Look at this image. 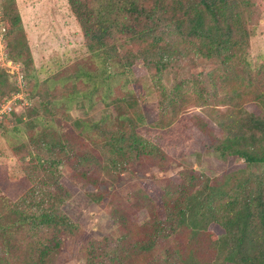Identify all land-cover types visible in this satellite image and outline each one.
Here are the masks:
<instances>
[{
	"label": "trees",
	"instance_id": "trees-1",
	"mask_svg": "<svg viewBox=\"0 0 264 264\" xmlns=\"http://www.w3.org/2000/svg\"><path fill=\"white\" fill-rule=\"evenodd\" d=\"M66 1L89 55L42 83L15 1L0 3L7 58L39 101L44 137L42 156L22 160L28 188L12 199L0 190V264H55L81 237L62 211L63 174L93 188L88 197L110 209L114 227L101 244L77 247L81 264H264V64L249 63L246 52L264 0ZM181 63L180 75L198 77L161 91L134 78L141 68L156 81ZM10 80L0 70V101L16 90ZM196 101L215 105L201 116L190 111ZM249 103L258 114L244 109ZM98 104V119L69 120L73 106ZM198 141L226 164L221 177L185 163L201 155ZM126 173L152 183L131 191V214L115 199Z\"/></svg>",
	"mask_w": 264,
	"mask_h": 264
},
{
	"label": "rangeland",
	"instance_id": "rangeland-1",
	"mask_svg": "<svg viewBox=\"0 0 264 264\" xmlns=\"http://www.w3.org/2000/svg\"><path fill=\"white\" fill-rule=\"evenodd\" d=\"M3 1L6 0H0V3ZM14 1L21 18L24 31L23 38L32 59L33 78L38 83L45 82L77 60L89 55L84 45L81 28L70 13L66 0ZM0 21L2 22L1 9ZM4 26L5 24H3ZM246 52L249 63L255 66L264 64V14L259 19L254 36L249 40ZM182 65L183 63H181L178 70L174 68L156 81L152 79L150 72L141 68L134 71V78L150 90L161 91L170 88L178 77L185 80L190 75L198 77L197 70L190 71L189 69H185L180 75ZM211 69L209 68L207 72H210ZM240 69H246L244 63L240 64ZM0 70L10 76L11 80L8 84L11 83L16 88L10 94H6L0 101V190L5 196L12 199L29 186L27 181H24L25 178L21 173L22 160L25 163L29 162L30 158L28 157L30 154H33V157L38 153L42 156V139L44 137L41 133V123L36 120L42 112L38 99H32L29 96L27 81L25 80L22 84H19L20 86L25 84L23 89H19L16 86V76L10 73L12 71L11 67L0 63ZM22 72L25 75L23 70ZM188 86V91L196 96L195 90L198 87L193 84H188ZM8 101H10L11 111L5 105ZM148 101L151 102V99ZM214 105L213 102L206 106L196 101L190 111L204 116L206 108L214 107ZM103 109L104 107L101 104L88 112L73 106L69 111V120H95L99 118ZM244 109L249 113H259L258 107L253 103L246 104ZM197 145L198 152L201 155L190 156L185 163L190 164L195 170L209 177H221L227 168L226 164L219 162L216 156L209 151L208 143L198 141ZM235 163L237 166L243 164L242 160H237ZM251 170L258 172L259 168L252 166ZM150 172L153 173V170H150ZM121 178L123 185L115 198L117 207L121 211H129L131 214V211L135 209V200L129 198L131 191L137 187L148 189L152 183L146 182L143 178H132L127 173L123 174ZM63 179L65 186L68 188V194L65 197L62 211L66 216L80 224L82 235L76 241L72 238L66 243L55 264H81L77 247L89 241L101 244L105 236L113 234L114 227L110 219V209L94 204L88 197V193L93 190L92 187L64 174ZM14 188L16 191H13ZM18 188H21V190L18 191ZM146 217L144 211L135 214V220L138 223H142Z\"/></svg>",
	"mask_w": 264,
	"mask_h": 264
},
{
	"label": "built area",
	"instance_id": "built-area-1",
	"mask_svg": "<svg viewBox=\"0 0 264 264\" xmlns=\"http://www.w3.org/2000/svg\"><path fill=\"white\" fill-rule=\"evenodd\" d=\"M0 63L7 64L9 67H11L12 71L10 73L13 76H16L17 85L19 86L20 89H23L24 85L23 86L19 85V84H22V82L24 81L23 74L20 69V65H18L17 63H13L7 58L6 43H5V28L3 27V23L1 21H0ZM9 103L10 101L6 102L5 105H7L8 110L11 111V107Z\"/></svg>",
	"mask_w": 264,
	"mask_h": 264
}]
</instances>
